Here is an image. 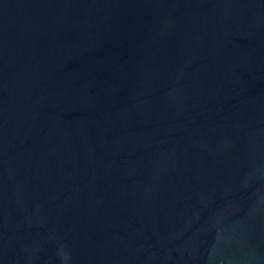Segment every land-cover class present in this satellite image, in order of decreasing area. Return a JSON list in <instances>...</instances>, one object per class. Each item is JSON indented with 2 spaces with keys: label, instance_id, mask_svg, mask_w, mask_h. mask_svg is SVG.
<instances>
[{
  "label": "water",
  "instance_id": "95a60500",
  "mask_svg": "<svg viewBox=\"0 0 264 264\" xmlns=\"http://www.w3.org/2000/svg\"><path fill=\"white\" fill-rule=\"evenodd\" d=\"M0 264H264V0H0Z\"/></svg>",
  "mask_w": 264,
  "mask_h": 264
}]
</instances>
